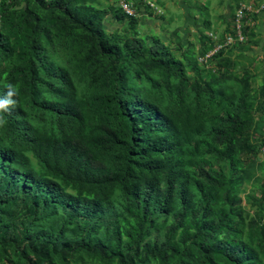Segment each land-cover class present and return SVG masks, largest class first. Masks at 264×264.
Wrapping results in <instances>:
<instances>
[{"label": "trees", "instance_id": "trees-1", "mask_svg": "<svg viewBox=\"0 0 264 264\" xmlns=\"http://www.w3.org/2000/svg\"><path fill=\"white\" fill-rule=\"evenodd\" d=\"M9 2L0 1V258L264 264V156H247L264 146V82L189 79L193 50L176 58L99 0ZM107 15L128 28L107 32ZM148 60L178 82L164 88ZM250 181L253 231L239 204Z\"/></svg>", "mask_w": 264, "mask_h": 264}, {"label": "rangeland", "instance_id": "rangeland-1", "mask_svg": "<svg viewBox=\"0 0 264 264\" xmlns=\"http://www.w3.org/2000/svg\"><path fill=\"white\" fill-rule=\"evenodd\" d=\"M123 0H99L97 7L119 9ZM141 9L136 19L137 37L150 40L157 38L166 45L170 52L182 59L183 50L190 48L197 67L185 65V73L192 80H208L220 72L234 77H241L248 82L252 90H259L264 82V27L258 16L264 6L257 0H130ZM147 1L157 6V11L146 8ZM25 0H10L12 8H20ZM244 7V8H243ZM248 7V8H245ZM243 8L242 16L237 20L236 12ZM107 32L121 31L127 27L126 20L116 21L111 15L103 20ZM128 28V27H127ZM238 28L242 39H238ZM222 51L219 54V51ZM150 75L173 86L178 82L174 72H166L147 61ZM249 156L260 162L264 156V146L259 147ZM33 162H35L32 159ZM255 178L260 171H253ZM253 181L245 183L240 193V205L247 223V230H256L259 226L258 193ZM246 195L249 196L246 197ZM15 260L18 259L15 257ZM0 264H9L0 258ZM99 264V263H95Z\"/></svg>", "mask_w": 264, "mask_h": 264}, {"label": "built area", "instance_id": "built-area-1", "mask_svg": "<svg viewBox=\"0 0 264 264\" xmlns=\"http://www.w3.org/2000/svg\"><path fill=\"white\" fill-rule=\"evenodd\" d=\"M1 1V0H0ZM119 7L121 9V11L127 16V17H134V18H138L139 15L141 14V10H143L144 8L141 7V9L139 7H137L133 1L130 0H123L120 2ZM146 8H149L150 10L153 11H157V6L151 2V1H147L146 3ZM244 8V7H243ZM243 8H240L237 12H236V17L237 20L242 16V11ZM248 8V7H245ZM237 36L238 39H242V35H241V31L238 28V32H237Z\"/></svg>", "mask_w": 264, "mask_h": 264}, {"label": "crops", "instance_id": "crops-1", "mask_svg": "<svg viewBox=\"0 0 264 264\" xmlns=\"http://www.w3.org/2000/svg\"><path fill=\"white\" fill-rule=\"evenodd\" d=\"M257 2H261L260 4L264 6V0H257ZM258 16L260 17V21L264 27V10Z\"/></svg>", "mask_w": 264, "mask_h": 264}]
</instances>
